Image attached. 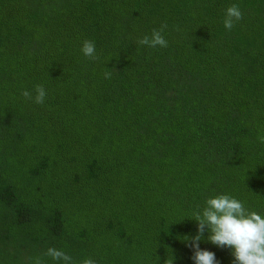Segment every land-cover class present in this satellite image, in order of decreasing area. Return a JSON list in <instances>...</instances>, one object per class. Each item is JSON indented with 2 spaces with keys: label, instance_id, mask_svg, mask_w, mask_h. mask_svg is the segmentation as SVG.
Instances as JSON below:
<instances>
[{
  "label": "trees",
  "instance_id": "1",
  "mask_svg": "<svg viewBox=\"0 0 264 264\" xmlns=\"http://www.w3.org/2000/svg\"><path fill=\"white\" fill-rule=\"evenodd\" d=\"M259 137L264 0H0V264H194L207 199L264 217Z\"/></svg>",
  "mask_w": 264,
  "mask_h": 264
},
{
  "label": "clouds",
  "instance_id": "2",
  "mask_svg": "<svg viewBox=\"0 0 264 264\" xmlns=\"http://www.w3.org/2000/svg\"><path fill=\"white\" fill-rule=\"evenodd\" d=\"M242 12L238 5H231L226 10L224 27L231 30L236 21L242 19ZM167 27L161 25L159 30L153 29L151 37L145 35L138 40L140 45L148 47H167V41L162 32ZM82 53L89 59H98L93 41L85 40L81 49ZM105 78H111V72H105ZM34 102L43 104L46 90L43 85L35 86ZM22 95L29 100L33 99L32 93L24 91ZM264 143V137H259ZM197 223V234L183 238L187 246L193 249L192 260L194 264H218L216 254L212 251L202 250L200 242L205 239L207 230V242L223 249L231 250L234 257L232 264H264V217L255 211H248L243 203L227 194L209 198L202 210L194 212ZM45 255L56 261H64V264H72V257L54 247L47 249ZM35 264H41L37 259ZM82 264H95L91 258L83 260ZM168 264V261H165Z\"/></svg>",
  "mask_w": 264,
  "mask_h": 264
}]
</instances>
